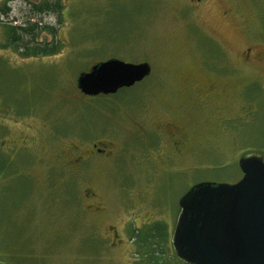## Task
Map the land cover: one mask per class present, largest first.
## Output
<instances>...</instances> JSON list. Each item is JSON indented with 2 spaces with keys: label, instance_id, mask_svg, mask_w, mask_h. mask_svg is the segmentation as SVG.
<instances>
[{
  "label": "rangeland",
  "instance_id": "1",
  "mask_svg": "<svg viewBox=\"0 0 264 264\" xmlns=\"http://www.w3.org/2000/svg\"><path fill=\"white\" fill-rule=\"evenodd\" d=\"M42 1L0 0V261L145 264L132 236L160 222L173 263L181 196L235 183L242 154L264 155V0ZM29 24L27 56L4 47L8 26ZM36 44L55 53L34 56ZM109 58L151 73L83 95L77 75Z\"/></svg>",
  "mask_w": 264,
  "mask_h": 264
},
{
  "label": "water",
  "instance_id": "2",
  "mask_svg": "<svg viewBox=\"0 0 264 264\" xmlns=\"http://www.w3.org/2000/svg\"><path fill=\"white\" fill-rule=\"evenodd\" d=\"M150 71L148 62L109 58L80 72L76 87L90 97L114 94ZM238 167L237 182L198 183L179 199L170 244L180 262L264 264V156L247 152Z\"/></svg>",
  "mask_w": 264,
  "mask_h": 264
},
{
  "label": "trees",
  "instance_id": "3",
  "mask_svg": "<svg viewBox=\"0 0 264 264\" xmlns=\"http://www.w3.org/2000/svg\"><path fill=\"white\" fill-rule=\"evenodd\" d=\"M52 8H62L57 0H43L38 6H35L37 11H52ZM27 28L18 26L17 28L14 26H8L6 30V46L11 47V45H16L17 48H25L20 55L27 56V44L21 43L22 33L21 31H32V27L34 24H29ZM19 29V30H17ZM31 33V32H30ZM29 34V33H28ZM26 43V42H25ZM32 55L41 56V55H49L55 53V44L53 46H49V44L44 46L31 45ZM29 48V49H30ZM133 241H135L138 246V250L140 251L142 262L145 264H184L180 262L176 256L174 255L173 263L168 260H163V250L162 244L164 243V239L166 238V232L164 228V224L160 222H154L149 226L148 230L142 234L140 230H136L133 234ZM139 254V253H138Z\"/></svg>",
  "mask_w": 264,
  "mask_h": 264
},
{
  "label": "flooded vegetation",
  "instance_id": "4",
  "mask_svg": "<svg viewBox=\"0 0 264 264\" xmlns=\"http://www.w3.org/2000/svg\"><path fill=\"white\" fill-rule=\"evenodd\" d=\"M184 1H186L188 3V5H189L188 7H191V4H193V3L199 4V3L202 2V0H184ZM195 9L196 8H180V10H179L180 12L179 13H182L183 11H187L186 12L187 14L185 16L182 15L184 17V19H186V18H188V16H190L191 11H193ZM250 56H251V49L250 48H247L245 50V58L246 59H249ZM150 73H151V71H150ZM210 97H211L210 93H207V94H204V97L202 99L199 100L197 98L196 99L197 109H200V110H203V111H209L208 100L210 99ZM204 98H206V101L204 100ZM215 113H217V112H215ZM215 115H218V113L215 114ZM169 144H170L171 148L175 151V153L178 154V155L181 154L184 151V149L186 148V145L184 144V140H183V137L182 136L174 137V136L170 135L169 136ZM96 151L98 153H100V152H104L105 149L96 148ZM257 153H259V152H257ZM259 154H261V153H259ZM261 155H263V154H261ZM92 208H94V206ZM96 210H99L100 211L101 209L100 208H97Z\"/></svg>",
  "mask_w": 264,
  "mask_h": 264
}]
</instances>
